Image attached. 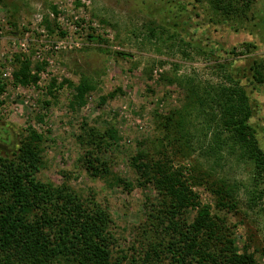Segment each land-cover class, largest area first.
I'll list each match as a JSON object with an SVG mask.
<instances>
[{
    "label": "rangeland",
    "instance_id": "obj_1",
    "mask_svg": "<svg viewBox=\"0 0 264 264\" xmlns=\"http://www.w3.org/2000/svg\"><path fill=\"white\" fill-rule=\"evenodd\" d=\"M80 2L0 0V80L6 84L0 132H9L0 133V150L11 155L29 126L42 132L45 165L38 177L103 205L115 221L121 249L128 252L124 264L141 263L139 256L164 233L167 219L153 185H135L130 156L139 150L157 156L160 149L176 154L178 143L159 130L155 114L175 113V120L179 114L191 147L187 157L176 154L175 164L187 168V177L202 179L194 189L204 204L215 207L211 188L229 185L238 204L229 215L238 248L264 263V198L254 196L252 164L225 144L227 134H218L215 102L222 88L242 86L264 149V0H254L231 18L206 0ZM18 54L30 59L33 72L37 63L44 65L37 83H13ZM82 81L94 89L81 105H73ZM84 125L116 131L111 144L103 143V154L112 173L134 183L133 189L87 174L79 140ZM194 214L189 209L187 219Z\"/></svg>",
    "mask_w": 264,
    "mask_h": 264
},
{
    "label": "trees",
    "instance_id": "obj_2",
    "mask_svg": "<svg viewBox=\"0 0 264 264\" xmlns=\"http://www.w3.org/2000/svg\"><path fill=\"white\" fill-rule=\"evenodd\" d=\"M74 1L81 3V0ZM206 1L214 11L231 18L250 9L254 0ZM242 3L245 7H240ZM13 64V83L18 86L37 83L44 68L37 63L33 72L30 59L23 54L16 55ZM5 89L6 84L0 80V107L4 103L1 96ZM93 89L87 81H82L76 87L72 104L81 105ZM220 92L219 98L214 100L220 108L217 117L221 132L218 134H227L225 144L237 148L252 164L257 186L254 196L262 200L264 149L250 123L253 110L249 96L238 84L222 88ZM50 93L53 94L51 90ZM116 93L102 97V103L114 98ZM155 115L159 130L165 132L167 139L178 143L176 154L187 157L186 149L191 146L182 131L179 114L177 120L175 113ZM83 129L85 134L80 135L79 140L84 148L81 161L87 174L92 179L108 178L115 185L124 184L133 189L134 183L112 173L103 154V143L111 144L109 141L116 139V131L86 130L85 125ZM0 133L9 134L7 128ZM6 139L9 141L10 137ZM44 141V134L29 126L11 155L0 150V264H124L129 255L119 245L114 232L115 221L107 209L96 201L86 200L67 185H56L38 177L45 165ZM160 145L164 147V142ZM176 154L160 149L157 156L148 150H139L130 156L135 185H153L162 198L167 219L164 233L147 244L144 256H139L141 263L136 264H264L253 252H240L238 248L229 218L238 204L229 185L223 183L211 188L215 207L204 204L194 189L202 179L187 177V168L174 162ZM189 209L195 210L190 220L186 217ZM175 218L179 220L171 223ZM143 233L148 234L149 230L144 228ZM130 251L136 253L134 246Z\"/></svg>",
    "mask_w": 264,
    "mask_h": 264
}]
</instances>
